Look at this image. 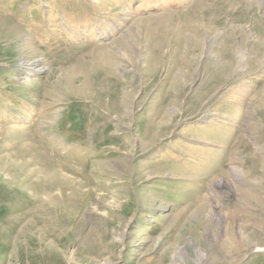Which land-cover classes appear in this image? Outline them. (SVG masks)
I'll return each mask as SVG.
<instances>
[{
	"label": "rangeland",
	"instance_id": "obj_1",
	"mask_svg": "<svg viewBox=\"0 0 264 264\" xmlns=\"http://www.w3.org/2000/svg\"><path fill=\"white\" fill-rule=\"evenodd\" d=\"M0 264H264V0H0Z\"/></svg>",
	"mask_w": 264,
	"mask_h": 264
},
{
	"label": "bare ground",
	"instance_id": "obj_2",
	"mask_svg": "<svg viewBox=\"0 0 264 264\" xmlns=\"http://www.w3.org/2000/svg\"><path fill=\"white\" fill-rule=\"evenodd\" d=\"M32 65H33V63H32Z\"/></svg>",
	"mask_w": 264,
	"mask_h": 264
}]
</instances>
